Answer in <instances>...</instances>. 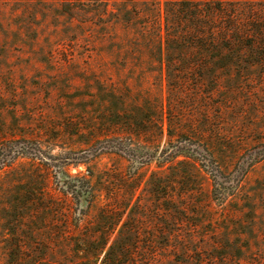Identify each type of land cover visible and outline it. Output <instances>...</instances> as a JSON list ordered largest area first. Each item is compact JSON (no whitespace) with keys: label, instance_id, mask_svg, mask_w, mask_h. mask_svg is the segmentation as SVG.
<instances>
[{"label":"rangeland","instance_id":"1","mask_svg":"<svg viewBox=\"0 0 264 264\" xmlns=\"http://www.w3.org/2000/svg\"><path fill=\"white\" fill-rule=\"evenodd\" d=\"M163 3L0 0V264H54V227L59 218L51 203L62 200L70 234L78 233L74 219L86 205L70 182L90 180L100 190L101 206L109 197L121 199L124 182L136 189L131 207L154 172L161 173L162 187L171 186L188 207L178 233L193 240L199 252L192 257H201L203 264H264V65L247 68L241 80L203 85L196 78L202 64L194 67L197 54L190 53L188 61L175 56L188 89L177 109L183 116L199 115V121L208 124V133L198 136L199 145L208 149L206 143L211 142L209 153L215 161H194L197 171L173 186L170 169L180 161H192L183 154L163 162L165 131L158 141L147 144L145 136L138 135L131 143L111 128L104 129L109 105L114 106L111 101L145 112L147 103L168 97L166 67L172 56L163 47L164 31L158 26L163 22L158 17L164 16ZM198 87L204 94L197 93ZM218 127L228 134L214 137ZM177 140L176 135L173 142ZM118 145L124 154L109 150ZM94 146L107 149L95 154ZM153 152L155 158L142 167L141 157ZM202 163L215 168L204 171ZM216 183L224 184L215 189ZM167 192L159 190L162 201ZM144 194L145 201L158 199ZM128 213L129 208L117 229ZM94 215L95 210L89 222L85 218L79 222L81 231L86 224L94 227ZM152 220L139 225L133 239L136 264H167L169 259L156 247L168 243L163 230L172 226ZM144 249L149 254L142 253ZM103 255L96 263L94 258L83 263L101 264Z\"/></svg>","mask_w":264,"mask_h":264},{"label":"trees","instance_id":"2","mask_svg":"<svg viewBox=\"0 0 264 264\" xmlns=\"http://www.w3.org/2000/svg\"><path fill=\"white\" fill-rule=\"evenodd\" d=\"M163 4L164 16L161 17V14H158L159 18H163V22L158 26L159 29L162 27L164 31V36L162 35L163 47L172 56L166 67L167 81L170 87L168 97L165 99L161 96L157 102L147 103L148 108L146 106L145 112L132 111L125 103L111 101L110 104L114 106L109 105L110 119L104 122V129L109 131L108 128H111L114 134L122 136V139H128L131 143H133L134 137L145 136L147 144L158 141L165 131L168 144L162 149L160 158L164 157L166 160L163 162H170L183 154L186 155V159L192 161H180L170 169L171 185L173 186L177 179H184L186 176H191L194 170L197 171L194 161H215L214 155L209 153L211 142L206 143L208 149L199 145V141L201 142L199 137H204L208 133V124L199 121V115L183 116L177 109L178 100L187 94L188 89L182 83L186 79L185 71L177 69L175 56L181 55L184 57L183 61H188L190 53L197 54V58H194V67L197 62L202 64L200 66L201 75H197L196 78L203 85L205 82L218 83L224 79L241 80L244 77L241 74L247 68L264 65V51L262 50L264 49V0H164ZM185 27L188 30L184 29ZM156 39L159 41L161 37ZM201 89L198 87L197 93ZM200 92L204 94V90ZM190 93L192 92L188 94ZM206 119L209 120V116H206ZM219 119L224 120L223 117ZM177 131L181 135H178ZM173 132H177L176 135L179 138L176 142H173L176 136ZM212 134L218 138L228 133L224 132L222 127H218ZM186 135L198 140L186 139ZM152 137L154 139H151ZM212 144L215 146V140L212 141ZM121 145L110 147L109 150L124 154L125 149ZM106 149L107 147L94 146L91 152L99 154ZM153 158H155L154 152L148 153V155L146 153L141 157L140 165L146 166ZM203 165L204 171H207L206 168H211L212 171L215 168L211 165H204V167ZM186 167L191 170L186 171ZM160 174L154 172L150 175L147 190L142 191L137 202L131 207L129 202L136 189L125 185L126 183L122 180L121 188L125 189V192L121 199L109 197L108 202L106 201L107 203L102 206L99 201L100 190L96 189L95 185H91L90 180L83 178L82 181L70 182L68 186L74 188L75 192L77 191L75 194H78L79 201L82 196L86 205L81 207L79 216L74 219L76 221L74 226L78 233L70 234L68 230L70 218L62 205V200L57 198L54 199V203H51L50 206L53 205L54 212L57 211L58 214L56 217L59 218V225L54 227V236L57 242L54 243V256H56L54 264H84L83 260L89 262L93 258L96 263L102 254L104 255L101 264H136L137 253L134 250L137 243H134L133 239L138 233V226L151 222L152 219L158 221V224L160 222L163 227L166 224L165 221L170 222V226H172H169V230H166V227L163 230V234L168 238V243L163 247H156L157 250L160 248L161 251L169 254L167 264H203L204 261L201 257H197V259L192 257V253L197 250L194 249L197 247L193 240H185L178 233L182 213L188 207L182 202V198L176 197L171 186L164 184L165 187H162L158 178ZM18 178L17 176L14 179V183H18ZM223 184L216 183L215 189H219ZM161 188L169 191L165 197H162L163 201L159 198ZM145 191L149 193L148 195L157 196L158 199L145 201ZM20 203L21 201L14 205L15 211L20 209ZM128 208L127 220L117 229ZM93 210H95L94 227L89 229L86 224L84 231H81L79 222L84 221V218L89 222L91 220L90 213ZM159 212H161V216ZM137 215L138 217H136ZM19 216L21 217V215ZM114 235V240L106 249L110 238ZM149 252V249H144L142 253L149 254ZM156 255H153L154 263L157 259ZM67 257H73L75 260L69 261ZM177 257H180L178 258L180 261L176 260ZM65 258L66 263H62L61 260Z\"/></svg>","mask_w":264,"mask_h":264}]
</instances>
